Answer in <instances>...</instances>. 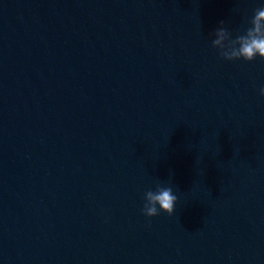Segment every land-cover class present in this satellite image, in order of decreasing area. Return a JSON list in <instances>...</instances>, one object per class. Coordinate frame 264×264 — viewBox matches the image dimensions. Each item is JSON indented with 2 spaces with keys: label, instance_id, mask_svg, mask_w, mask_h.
<instances>
[{
  "label": "water",
  "instance_id": "water-1",
  "mask_svg": "<svg viewBox=\"0 0 264 264\" xmlns=\"http://www.w3.org/2000/svg\"><path fill=\"white\" fill-rule=\"evenodd\" d=\"M262 5L0 0V264H264Z\"/></svg>",
  "mask_w": 264,
  "mask_h": 264
},
{
  "label": "clouds",
  "instance_id": "clouds-1",
  "mask_svg": "<svg viewBox=\"0 0 264 264\" xmlns=\"http://www.w3.org/2000/svg\"><path fill=\"white\" fill-rule=\"evenodd\" d=\"M250 25L243 33L233 36L225 26V21H219V26L209 35L214 36L212 46L219 49V56L224 60L233 61L243 59L251 62L257 57L264 59V5L256 8L250 20ZM260 95L264 96V87L260 88ZM145 203L142 213L147 217L159 215L161 211L172 215L175 210L177 196L172 187L157 185L155 190L149 189L144 193Z\"/></svg>",
  "mask_w": 264,
  "mask_h": 264
}]
</instances>
